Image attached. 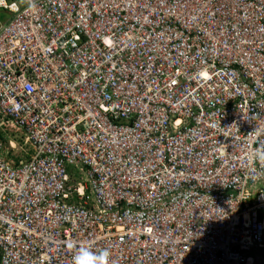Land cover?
Masks as SVG:
<instances>
[{"label": "built area", "instance_id": "2783aa9c", "mask_svg": "<svg viewBox=\"0 0 264 264\" xmlns=\"http://www.w3.org/2000/svg\"><path fill=\"white\" fill-rule=\"evenodd\" d=\"M21 1L0 0V264H255L264 0Z\"/></svg>", "mask_w": 264, "mask_h": 264}, {"label": "clouds", "instance_id": "9594fccd", "mask_svg": "<svg viewBox=\"0 0 264 264\" xmlns=\"http://www.w3.org/2000/svg\"><path fill=\"white\" fill-rule=\"evenodd\" d=\"M72 264H111V252L106 248L97 251L82 245L76 249Z\"/></svg>", "mask_w": 264, "mask_h": 264}, {"label": "rangeland", "instance_id": "374dc122", "mask_svg": "<svg viewBox=\"0 0 264 264\" xmlns=\"http://www.w3.org/2000/svg\"><path fill=\"white\" fill-rule=\"evenodd\" d=\"M9 2L10 1H17L18 3H20L21 5H22V1L21 0H8ZM6 13L5 12H3L2 10H0V25L2 24V23H4V22H6L10 17H11V15L10 16H8V17H6ZM263 255H264V253H262ZM261 264H264V260L262 261V263Z\"/></svg>", "mask_w": 264, "mask_h": 264}, {"label": "crops", "instance_id": "0c3cea01", "mask_svg": "<svg viewBox=\"0 0 264 264\" xmlns=\"http://www.w3.org/2000/svg\"><path fill=\"white\" fill-rule=\"evenodd\" d=\"M262 253H264V252L257 253V256H256L257 260H256L255 264H261L262 261L264 260V255Z\"/></svg>", "mask_w": 264, "mask_h": 264}, {"label": "trees", "instance_id": "16d2710c", "mask_svg": "<svg viewBox=\"0 0 264 264\" xmlns=\"http://www.w3.org/2000/svg\"><path fill=\"white\" fill-rule=\"evenodd\" d=\"M0 10H2L3 12L6 13V17L10 16V13H8L7 11H5V10H3V9H0ZM6 17H5V18H6ZM9 19H10V18H9ZM0 139L3 140L4 143L6 144V140H4V136H3L2 134H0ZM70 173L72 174V173H73V170H72V171L70 170ZM73 178H75V177L73 176ZM75 179H76V178H75Z\"/></svg>", "mask_w": 264, "mask_h": 264}]
</instances>
